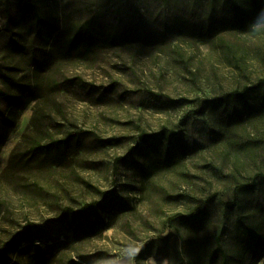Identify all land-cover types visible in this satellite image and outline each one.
<instances>
[{"label":"rangeland","instance_id":"1","mask_svg":"<svg viewBox=\"0 0 264 264\" xmlns=\"http://www.w3.org/2000/svg\"><path fill=\"white\" fill-rule=\"evenodd\" d=\"M29 1L36 13L0 0V252L65 208L100 203L105 227H89L94 211L66 216L51 240L8 248L7 264H220L218 238L229 264H264L237 230L264 236V17L222 31V0ZM179 21L215 28L199 37ZM135 24L162 38L103 42ZM85 26L95 46L70 48ZM58 141L62 162L34 150ZM199 209L197 224L174 218Z\"/></svg>","mask_w":264,"mask_h":264},{"label":"trees","instance_id":"2","mask_svg":"<svg viewBox=\"0 0 264 264\" xmlns=\"http://www.w3.org/2000/svg\"><path fill=\"white\" fill-rule=\"evenodd\" d=\"M21 6L24 8L31 10V12H37L35 6H33L29 0H20ZM264 17V0H222V16L218 22H216L217 26L222 31L228 30H242L247 29L249 26L254 24L257 20ZM89 25V24H88ZM179 25L184 28L185 30L191 31L193 34L198 35L199 37H210L212 34L213 29L215 28L213 24H209L206 27H194L189 29L182 21H179ZM160 30L157 27L149 28L148 31L140 30V27L135 24L134 26L127 27L123 30H115L112 32L107 33L104 38L103 42L109 47H123L130 43L135 42H145L151 43L154 40L162 38V35H159ZM97 41V36L95 32L92 30L90 26L85 27H78L75 28L70 35L69 38V45L70 48L72 46L78 47L82 45L84 47H93ZM5 80L10 82V79L5 77ZM29 87V86H27ZM26 87V88H27ZM8 97V103L10 105H14L18 98ZM0 121L3 123H9V119L4 112H0ZM162 134H150L144 135L142 134L139 139L143 143H149L150 141H157ZM64 142L58 141L53 142V144L49 145H36L34 150L41 154L44 159L51 160V161H58L62 162L66 158ZM126 160L124 158H118L116 160V167L114 173L116 174V170L118 167V163H122ZM261 178L264 179V176ZM116 178L113 179L115 181ZM254 185L251 186H240L236 189L233 201L224 203L223 205L228 208L236 207L240 203V196L239 192L243 189H251ZM103 196H108L107 194H103ZM100 203L97 204H90L83 207L79 211H74L70 208H65L62 212L61 217L59 220H51L45 222L42 225H34L30 224L25 232L21 233L18 239L13 240L6 249L0 252V264H7L8 260V252L10 248L16 247L19 242L23 240H28L31 238V235L36 234L39 236H46L47 240H51V231L52 229L56 228L57 223L62 221L66 216H83L88 211H94L95 215L100 206ZM207 212L199 209L194 211L188 215H176L174 216L175 219H180L183 222L188 224H197L199 223L200 219L206 218ZM91 229H94L95 232H101V230L105 227L104 219L100 218L99 215H96V219L92 222L89 226ZM237 230L239 236L241 238V242L243 243L242 247V254L254 252L255 250H260L264 253V236L261 233L253 229L251 226H248L244 222H239L237 226ZM220 238L216 240V250L215 255L220 258V264H229L227 255L223 252ZM9 248V249H8ZM37 248V246H36ZM39 259H43L39 257ZM84 259V258H83ZM243 261V260H242ZM240 261L238 264H242Z\"/></svg>","mask_w":264,"mask_h":264}]
</instances>
